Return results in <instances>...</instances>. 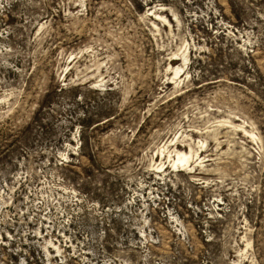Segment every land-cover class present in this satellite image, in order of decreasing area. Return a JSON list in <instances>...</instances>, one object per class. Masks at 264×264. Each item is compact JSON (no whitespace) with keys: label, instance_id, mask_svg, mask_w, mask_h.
Wrapping results in <instances>:
<instances>
[{"label":"rangeland","instance_id":"rangeland-1","mask_svg":"<svg viewBox=\"0 0 264 264\" xmlns=\"http://www.w3.org/2000/svg\"><path fill=\"white\" fill-rule=\"evenodd\" d=\"M0 242L264 264V0H0Z\"/></svg>","mask_w":264,"mask_h":264},{"label":"bare ground","instance_id":"bare-ground-1","mask_svg":"<svg viewBox=\"0 0 264 264\" xmlns=\"http://www.w3.org/2000/svg\"><path fill=\"white\" fill-rule=\"evenodd\" d=\"M180 70L181 69L177 68L175 74L178 75ZM246 132H248V131H246ZM251 135L253 136L254 140H256V141H259L260 140V137L259 136H256L257 134L254 135V133H251ZM173 141H174V139H172L171 141H169V143H172ZM177 148H176V150L174 152L175 155L173 157V164L174 165H177V164L180 165V164H182V166H184L186 169H192L193 168L192 165L194 164L193 162L195 161V156L198 155V153H196V151L194 152L193 149H191L188 152V151H185L183 149H177ZM196 160H197V158H196ZM177 167H179V166H177ZM50 243L52 244V242H50ZM46 250L48 252V249L47 248H46ZM58 250H60V249L58 248Z\"/></svg>","mask_w":264,"mask_h":264},{"label":"built area","instance_id":"built-area-1","mask_svg":"<svg viewBox=\"0 0 264 264\" xmlns=\"http://www.w3.org/2000/svg\"><path fill=\"white\" fill-rule=\"evenodd\" d=\"M2 239V238H1ZM3 244L5 243V241L4 242H2ZM1 242H0V244H2ZM5 245V244H4Z\"/></svg>","mask_w":264,"mask_h":264}]
</instances>
